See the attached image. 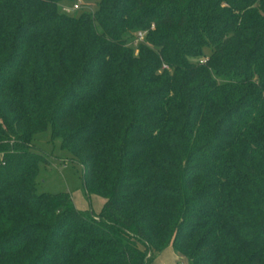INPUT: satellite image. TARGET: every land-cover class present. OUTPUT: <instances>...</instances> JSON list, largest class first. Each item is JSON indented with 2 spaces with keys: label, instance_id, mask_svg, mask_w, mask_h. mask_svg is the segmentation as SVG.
Instances as JSON below:
<instances>
[{
  "label": "trees",
  "instance_id": "obj_1",
  "mask_svg": "<svg viewBox=\"0 0 264 264\" xmlns=\"http://www.w3.org/2000/svg\"><path fill=\"white\" fill-rule=\"evenodd\" d=\"M65 1L0 0V264H264V0ZM48 124L99 211L37 191Z\"/></svg>",
  "mask_w": 264,
  "mask_h": 264
},
{
  "label": "rangeland",
  "instance_id": "obj_2",
  "mask_svg": "<svg viewBox=\"0 0 264 264\" xmlns=\"http://www.w3.org/2000/svg\"><path fill=\"white\" fill-rule=\"evenodd\" d=\"M78 2L79 7L69 11L75 12L80 7L92 8V3L85 0H67L64 4L72 6ZM210 47L205 46L204 51L209 52ZM32 148L41 151L47 157V161H41L36 176L37 191L60 192L66 191L71 194L75 206L83 209L99 211L102 207L103 198L97 194H87L83 185V167L75 158L72 151L61 144L60 136H53L51 125L37 132L32 138ZM183 262H187L183 256ZM164 259H158V264L164 263ZM156 264V263H155Z\"/></svg>",
  "mask_w": 264,
  "mask_h": 264
},
{
  "label": "crops",
  "instance_id": "obj_3",
  "mask_svg": "<svg viewBox=\"0 0 264 264\" xmlns=\"http://www.w3.org/2000/svg\"><path fill=\"white\" fill-rule=\"evenodd\" d=\"M73 199V197H72ZM74 202V200H73ZM77 207V206H76ZM78 209H81L79 207H77ZM83 210V209H82ZM164 259V263L167 264H188L187 262H183L182 259L183 256L181 254H179L175 249H173L171 246L167 247L166 249H164L161 253H159L151 262L150 264H158L157 261L158 259Z\"/></svg>",
  "mask_w": 264,
  "mask_h": 264
},
{
  "label": "built area",
  "instance_id": "obj_4",
  "mask_svg": "<svg viewBox=\"0 0 264 264\" xmlns=\"http://www.w3.org/2000/svg\"><path fill=\"white\" fill-rule=\"evenodd\" d=\"M62 9L63 10H65V11H69V10H71V9H76L77 7H79V4H78V2H74L73 4H72V6H68V5H66V4H62ZM143 36H144V32L143 31H141V30H139V31H137V33H136V37H135V40L136 41H138V40H141L142 38H143ZM201 61H203V59H201ZM168 67V65L166 64V63H162V68H167Z\"/></svg>",
  "mask_w": 264,
  "mask_h": 264
}]
</instances>
